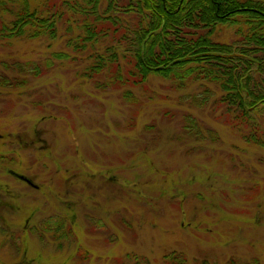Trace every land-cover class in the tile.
Listing matches in <instances>:
<instances>
[{
  "label": "rangeland",
  "instance_id": "obj_1",
  "mask_svg": "<svg viewBox=\"0 0 264 264\" xmlns=\"http://www.w3.org/2000/svg\"><path fill=\"white\" fill-rule=\"evenodd\" d=\"M66 44L0 40V158L39 186L0 169V192L20 209L4 221L27 223L0 226V264H264V146L226 122L219 95L198 105L214 86L109 85Z\"/></svg>",
  "mask_w": 264,
  "mask_h": 264
},
{
  "label": "trees",
  "instance_id": "obj_2",
  "mask_svg": "<svg viewBox=\"0 0 264 264\" xmlns=\"http://www.w3.org/2000/svg\"><path fill=\"white\" fill-rule=\"evenodd\" d=\"M227 24L238 26L236 38L217 40ZM23 36L66 37L67 47L89 59L84 75H104L109 85L137 87L151 76L180 88L212 85L194 97L198 105L219 95L215 105L226 122L264 146V0H0V40ZM170 258L186 264L180 255Z\"/></svg>",
  "mask_w": 264,
  "mask_h": 264
},
{
  "label": "flooded vegetation",
  "instance_id": "obj_3",
  "mask_svg": "<svg viewBox=\"0 0 264 264\" xmlns=\"http://www.w3.org/2000/svg\"><path fill=\"white\" fill-rule=\"evenodd\" d=\"M0 135H1L0 139H2L4 137V134H0ZM11 135H13V134H9L10 137H12ZM38 139L36 138L35 140H31V142L28 143V142H26L25 136L24 137L19 136V143L22 145L25 143V146L33 145L36 143V141H41V139L39 137H38ZM4 156L5 155L3 153L2 157L0 158V169L1 170L8 168L7 173L9 175L13 176L14 179L16 178L19 182L23 183L24 185L28 184L35 189L39 188V186L29 176H27L26 165H24L23 162H20L19 170H16L15 168L11 167V166H15L14 159H9L8 157H6V156L4 157ZM0 187L3 188L4 184H2ZM9 199H10V192L5 193V194H4V192H0V226H4L3 227L4 230H7V231H9V228H6L5 226H27L26 221H24L22 224H19V225H16L15 223H10V222L4 221L5 213L9 212V213H11L9 215L17 216V214L20 211L19 207L16 208L15 205L9 201ZM7 210H10V211H7ZM50 218H54V217H50ZM61 225L62 224H58V223H53L51 225V223H48V222L47 223L44 222V224H43V226H61ZM58 232H60V231H58Z\"/></svg>",
  "mask_w": 264,
  "mask_h": 264
},
{
  "label": "water",
  "instance_id": "obj_4",
  "mask_svg": "<svg viewBox=\"0 0 264 264\" xmlns=\"http://www.w3.org/2000/svg\"><path fill=\"white\" fill-rule=\"evenodd\" d=\"M0 137H1V135H0Z\"/></svg>",
  "mask_w": 264,
  "mask_h": 264
}]
</instances>
